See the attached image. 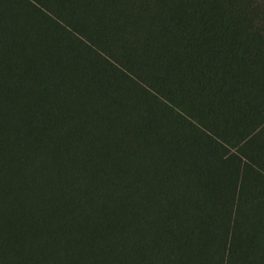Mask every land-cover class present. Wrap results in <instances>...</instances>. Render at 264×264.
I'll return each mask as SVG.
<instances>
[{
    "label": "trees",
    "instance_id": "16d2710c",
    "mask_svg": "<svg viewBox=\"0 0 264 264\" xmlns=\"http://www.w3.org/2000/svg\"><path fill=\"white\" fill-rule=\"evenodd\" d=\"M263 132L264 0H0V264H264Z\"/></svg>",
    "mask_w": 264,
    "mask_h": 264
},
{
    "label": "rangeland",
    "instance_id": "374dc122",
    "mask_svg": "<svg viewBox=\"0 0 264 264\" xmlns=\"http://www.w3.org/2000/svg\"><path fill=\"white\" fill-rule=\"evenodd\" d=\"M258 110V109H257ZM252 151L254 149L256 159L258 160H264V132L260 133L257 138L255 139V142L251 145ZM232 164H229L228 167H232ZM255 194H264V181H257L256 187H255Z\"/></svg>",
    "mask_w": 264,
    "mask_h": 264
}]
</instances>
